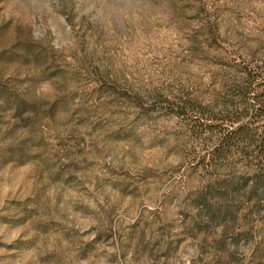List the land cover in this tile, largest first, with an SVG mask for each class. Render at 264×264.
Wrapping results in <instances>:
<instances>
[{
  "label": "rangeland",
  "instance_id": "obj_1",
  "mask_svg": "<svg viewBox=\"0 0 264 264\" xmlns=\"http://www.w3.org/2000/svg\"><path fill=\"white\" fill-rule=\"evenodd\" d=\"M238 71H264V0H0V82L37 106L0 103V264H264L194 218L203 169L160 110Z\"/></svg>",
  "mask_w": 264,
  "mask_h": 264
},
{
  "label": "trees",
  "instance_id": "obj_2",
  "mask_svg": "<svg viewBox=\"0 0 264 264\" xmlns=\"http://www.w3.org/2000/svg\"><path fill=\"white\" fill-rule=\"evenodd\" d=\"M0 103L19 119L37 113L36 103L1 82ZM164 103L160 110L186 126L193 151L187 158L203 169L200 185L186 195L194 218L206 227L231 230V244L247 234L257 251L264 243V71H238L230 89L207 99L171 93L164 94Z\"/></svg>",
  "mask_w": 264,
  "mask_h": 264
}]
</instances>
